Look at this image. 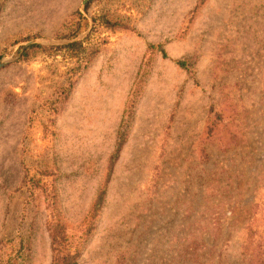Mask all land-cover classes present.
<instances>
[{"label":"rangeland","instance_id":"1","mask_svg":"<svg viewBox=\"0 0 264 264\" xmlns=\"http://www.w3.org/2000/svg\"><path fill=\"white\" fill-rule=\"evenodd\" d=\"M82 2L0 0V243L50 264L52 213L77 264H264V0Z\"/></svg>","mask_w":264,"mask_h":264},{"label":"trees","instance_id":"2","mask_svg":"<svg viewBox=\"0 0 264 264\" xmlns=\"http://www.w3.org/2000/svg\"><path fill=\"white\" fill-rule=\"evenodd\" d=\"M88 4L85 6L87 9ZM81 18V17H80ZM105 25L110 28L118 26L117 24H112L106 21ZM78 30H76L77 33ZM75 33V34H76ZM74 34V35H75ZM36 48H41V46H30L21 53V59L25 60L28 57L29 51ZM43 49H52L55 51L66 49L68 52L73 54L76 58V69L81 71L84 69L90 61V54L87 49L83 47V43H73L64 47H42ZM1 59V56H0ZM83 65V67H82ZM177 65L185 69L186 64L184 62H177ZM123 135L121 133L118 135L116 140V147L112 156V163L116 160L122 144ZM104 197V191H102L93 205V210H97L101 204ZM46 230L50 240V250H51V263L50 264H77V253L72 249V244L69 242L67 234L65 233L64 225L55 220V216L49 213L48 220L46 222ZM30 255L29 240L22 235H14L4 242L0 243V264H27Z\"/></svg>","mask_w":264,"mask_h":264},{"label":"water","instance_id":"3","mask_svg":"<svg viewBox=\"0 0 264 264\" xmlns=\"http://www.w3.org/2000/svg\"><path fill=\"white\" fill-rule=\"evenodd\" d=\"M90 0H83V2L81 3L80 6V11L81 13L84 14V6L86 3H88ZM90 20V18H89ZM91 22V20H90ZM82 36L72 40V41H54V40H49V39H35V40H31L28 42L23 43L21 46L23 49L34 45V44H43V45H61V44H65V43H69V42H75L81 39ZM8 62V60H1L0 61V69Z\"/></svg>","mask_w":264,"mask_h":264}]
</instances>
